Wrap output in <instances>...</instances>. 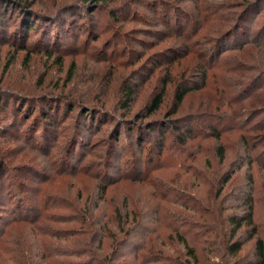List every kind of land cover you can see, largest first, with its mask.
<instances>
[{"label": "rangeland", "instance_id": "rangeland-1", "mask_svg": "<svg viewBox=\"0 0 264 264\" xmlns=\"http://www.w3.org/2000/svg\"><path fill=\"white\" fill-rule=\"evenodd\" d=\"M35 1L36 9L48 12H56L63 8L67 10L72 3H79L78 8L74 9L76 11L71 8L73 12L60 13L58 23L55 26V29L58 28L60 32H63L64 28L61 24L63 20L67 23L66 33L61 37L62 46L66 47L67 45L72 48L73 53L66 54L65 64L60 70L58 67L51 66L55 65L53 60L48 62V59L43 54H35L33 56L34 60L30 64H25V61H23L25 52H21L16 63L10 67L12 65H9L10 60L15 56L17 50L11 47L12 45L10 46L9 43H6L5 40H1L0 86L10 88L8 87L10 84L6 85V83H12L17 88L24 87L31 90V92H38L46 89L49 85L50 90L57 92L71 90L76 97L75 99L78 100H88L92 96H101L91 90V88L95 86L99 90L100 86H105L108 93L105 97L101 96V98L109 103L106 106V110L109 112L98 113L97 124L93 126L92 130L89 131L91 134L85 139L86 146L83 147L82 143L76 156L74 157L73 155L69 163H66V160H68L66 151L70 146L69 141L73 136L75 124L74 115L68 114L69 106L72 104L66 106L64 103H58L60 109H57L59 111L56 114L61 113L55 124L56 127H54L57 133L49 136V139H46L48 134L44 136L42 140L43 149L35 146L34 139H26L19 134L9 119L0 126V132L7 127L10 128L5 136H0V158L6 159L2 154H7L8 158L7 167L3 171L4 173L0 175V179H2L0 184V203H2V206H0V232L6 229V233L2 238L4 240L3 244H1L3 246L0 248V256L3 251L11 249L14 251L17 264L26 261L27 255H31L37 262L41 259L42 263H44V255H41L52 253L49 246H47L48 244H54V247L61 246L58 250L65 249L70 255L81 253L91 246L88 242L91 235L98 240L107 235L109 233L106 231L107 222H111V220L113 222L114 220L110 228L112 236L116 237L117 241L128 239L127 231H131L134 228L130 232L131 238L128 240L127 247L123 250L125 254L128 253V257L132 258L127 259L128 261L131 262L133 260L139 244L145 240L150 248L149 253L156 256L149 260V264H179L180 259L191 264L185 257L186 250L182 246L171 245L167 238L162 240L169 245V249L166 252L164 247H161V243L156 247L155 243H152L155 236L153 234L148 235V229H150V233L158 229L157 234L169 236L172 230L168 227L179 226L180 222L185 219V215L191 217V219L190 217L186 218L192 223L202 222L199 220L198 215L184 210L182 206L174 203H189V206L193 207L194 203H197L196 200H198L200 194L203 197L208 195V200H210L208 203H213L222 189V178L227 169L238 158L247 156L241 140L243 133L241 131L224 133L219 141L215 138H199L191 141L189 142V148L192 154L182 151L183 149L175 141L169 142L170 144L168 143V148L162 157L144 158L149 149L143 146V149L139 150L138 146L130 138L124 136V130L129 128L125 126L122 129L125 121L123 120L125 119V112L118 103L119 90L123 86L121 84L126 79L133 77L136 73L134 69L142 62H138L134 67L127 69L120 68L118 70V78L111 84L110 91L107 89L110 80L108 77L115 69H111L109 67L111 64L105 63L104 60L107 55L114 53L112 51L116 41L115 34L118 31L123 33L127 31L128 34H131L132 40H129L128 43L134 50H144L140 41L148 42L151 40L153 45H155L162 40V37L155 39L146 32L156 30L154 28L155 19L149 12L152 9H147L144 4L138 5L136 1L133 6L129 5L128 13L125 15L127 22L123 20V15L119 14L120 20H123L121 22L109 16L108 11L105 9L121 5L114 0L109 4L103 3L104 8L101 5L100 8H96L97 10L94 9L93 18L88 17L81 20V13L86 7L84 0ZM166 1L170 0H165V3H168ZM239 1L241 0H208L206 3L218 10V14H215L216 16L220 14V17H223L233 14L235 12L234 7ZM175 3H177L174 5L175 7L180 5L186 9V7L192 6L190 10L195 14L198 12L196 4L192 2ZM160 9L163 13L168 10L164 5ZM135 10L147 15L145 22H141L136 18L137 12ZM121 11L124 13V9ZM129 11H131V15ZM178 13L181 17H184L180 12ZM263 20L264 2L255 11V14L247 18L243 25V30L252 29L257 31ZM220 23L221 20L211 22V29L212 26L215 27L214 30L219 29L221 27V25L219 26ZM159 29H163V27ZM207 29L200 31L196 37V39H199V44L204 45L210 41L211 37L204 39L205 36L210 34V30L207 31ZM31 35L30 41L33 45V41L37 36L34 33ZM96 39L98 40L96 41ZM236 42L237 39H229L226 42V46L223 45L222 48L220 47L221 49L218 48L214 51L218 55L219 65H227L228 68L232 69L243 60L249 64L247 67L258 64L259 58L247 53H243L244 58L240 56L242 52L238 53L236 51H231L230 54L224 52L219 55L220 51L230 49ZM147 55H150V53ZM162 57H164L163 59H168L173 56L166 54V56ZM95 61L101 62L97 64ZM72 62L77 64V76L75 78L77 80L67 84L65 81L66 73ZM246 69L247 76L253 75L248 68ZM144 71V74L137 78L138 81H141L148 74V72ZM216 71V69L211 71L210 81L214 83L213 89L191 93L186 98L181 111L169 119L183 117L193 120L189 115L201 113L209 103L217 101L216 96H223L226 100L227 96L224 95L223 89H220L222 85L230 87L228 99H231L230 103H232L237 94V88L245 81L242 77L243 74L238 72L233 77H230V73L221 76L218 71L216 76ZM47 74H49V77L45 80V84L38 86ZM174 74L186 76L185 67L181 65L174 71ZM102 81L105 82L102 84ZM153 85L149 83L145 86L138 106L144 103ZM263 85L264 80L257 91L262 94L264 99V89H260ZM116 88H118L117 91H115ZM172 96L173 93L170 92L165 106L155 118L166 120L168 114L172 113ZM97 105L101 107V104ZM229 106L231 109H241L242 105ZM0 115L2 114L0 113ZM212 119L209 118V120L204 122L202 128L208 130L207 127L211 124L210 121ZM147 121L144 120L145 123ZM118 127H121L120 133H122L119 141L113 136ZM27 128V126H22L18 130L24 132ZM10 130L14 131V135H19L13 138L11 136L13 133ZM244 133L251 145H259L258 150L253 154L260 155L256 157L260 163H264V155L261 156V152L264 150V147L262 148L261 146L264 145V138L259 136L263 132ZM29 135L32 136V134ZM35 137L37 138V136ZM172 138L175 139V137ZM44 140L46 143H44ZM118 142L119 144L117 145ZM219 145L225 148V160L223 162L220 161L217 153ZM112 151L114 155L110 156ZM198 152H203V155L189 160L190 155L194 156ZM151 158L153 159L151 160ZM164 164L168 165L163 166ZM77 171H81L82 174L76 175ZM249 175L252 176L254 181V222L258 226L259 237L264 239V170L258 163L254 162L251 166H245L234 176L231 183L224 187L221 197L231 193L230 200H228L229 204L227 205L230 208L225 212V215L238 214L239 216L243 214V208L237 207L243 201L238 200V198L243 186L247 183ZM115 181L117 182L113 185L112 182ZM107 183L112 184L106 187L105 184ZM104 187H106V191L103 189ZM21 191H23V196L20 193ZM163 197L165 198L163 199ZM18 203H21V208H18ZM215 203L218 202L215 201ZM204 206L205 208L201 210L204 212H212L218 208L210 204ZM22 210L24 213L20 212ZM94 212L99 217L97 219L94 218L92 221L91 215ZM164 213H167V215H164ZM23 214H25L26 222L19 224V217ZM116 218H123V220L119 223ZM126 220H129L130 224L122 226V223H125ZM94 221L100 223V225L89 226V222ZM140 221L142 226H138ZM225 227L226 225L221 222L216 234H210L207 237L208 239L210 238L209 240L202 238L196 244L198 246L195 248H197L201 260H207L210 264H226L229 260H234L223 257L227 253L224 247L226 242L228 243V236L226 237L220 231H224ZM244 231L246 229L239 234V237L245 236ZM255 240L250 242L240 252V257L251 258ZM10 241L12 243L9 246L8 243ZM108 242L109 240H106L104 243ZM206 243L209 244L205 245ZM114 247L115 245L112 249ZM161 248L163 249L162 252L160 251ZM108 251L106 245L104 253L101 252L100 254H105ZM62 259L66 264H74L73 262L79 261V259L73 257H63ZM83 259L81 258V260ZM124 259L120 258L116 264L119 261H124Z\"/></svg>", "mask_w": 264, "mask_h": 264}, {"label": "trees", "instance_id": "trees-1", "mask_svg": "<svg viewBox=\"0 0 264 264\" xmlns=\"http://www.w3.org/2000/svg\"><path fill=\"white\" fill-rule=\"evenodd\" d=\"M113 1L114 0H84L83 2H85L86 7L81 13V20L87 19L88 17L93 18V12L100 8L103 3L109 4ZM136 1L138 5L144 4L147 9H152L149 12L155 19L154 28L156 30L146 32L150 37L155 39L162 37V40L155 45H153L151 40L148 42L140 41L144 50H134L128 43L129 40H132L131 34H128L127 31L125 33L118 31L115 34L116 41L112 51L114 53L112 55H107L104 60L105 63L111 64L109 65L111 69H115L116 71L112 72L108 77L110 80L107 89L110 91L111 89L109 88L111 84L118 78V70L120 68L123 67L127 69L129 67H134L138 62H142L134 69L136 73L133 77L126 79L125 82L121 84L123 86L119 90L120 96L118 98V103L125 112V119H123L125 121L122 125V129L125 128V126L129 128L128 130H124V136L130 138L134 144L138 146L137 148L139 150H142L143 146L147 147L149 150L144 158H150L162 157L168 148L167 145L169 142L175 141V143L183 149L182 151H187L192 154L189 148V142L191 141L199 138H215L219 141L224 133L241 131V133H243L241 140L244 145L245 153L247 152L246 157L238 158L229 169H227L222 178V189L213 203H208L210 201L208 200V195L203 197L201 194L193 207H190L189 203H174L182 206L184 210L191 211L198 215L199 220L202 221L201 223H192L186 218L190 216L185 215L183 212L185 219L180 222L179 226L174 225V227H168L172 230L169 236L157 234L158 229L153 230L152 233H150L151 231L148 229V235L153 234L155 239L152 240V243H155L156 247L161 243V247H164L165 252L169 249V245L162 240L167 238L171 245L182 246L186 250L185 257L191 264H210L207 260H201V256L195 247L198 246L196 244H198L202 238L209 240L210 238L208 239L207 237L210 234H216L217 228H219L222 222L226 227L224 231L221 230L220 232H223L226 237L228 236V243L226 242L224 247L227 253L223 257L234 259L233 261L229 260L226 264H264V239L259 237L260 232L258 226L254 222V181L252 176H248L247 183L243 186L238 198V200L243 201L241 205L237 206L243 208V214L239 216L238 214L230 216L225 215V212L230 208L227 207V205L229 204L228 200H230L231 193L221 197L224 187L230 184L234 176L245 166H251L256 162L264 170V163H260L256 157L260 155L253 154L258 150L259 145H251L244 133L259 131L263 132L259 136L264 138V99L262 94L257 91L261 82L264 80V20L257 31L252 29L248 31L243 30V25L247 18L255 14V11L263 4L264 0H241L236 3L234 7V15L231 13L223 17H220V14L217 16L215 15L218 14V10L209 6L206 3L208 0H170L166 1L168 3H165V0H119L118 2L115 0L116 3H120L121 5L105 9L108 11V15L113 19L119 21L121 18L119 14H122L123 20L126 21L127 17L125 15L128 13L127 10H129V5L133 6L136 4ZM175 2H192L196 4L198 12L196 14L192 12L190 10L192 6L189 8L186 7V9L180 5L179 7H175L174 5L177 4ZM35 3V0H0V41L5 40L6 43H9L10 46L12 45L11 47L17 50L15 56L10 60L9 65L12 64L10 67L16 63L21 52H25V57L23 59L25 64H30L34 60L33 56L35 54H43L44 57L48 59V62L53 60V64L55 65L51 66L55 68L58 67L60 70L65 64V58H67L66 54H72L73 49L69 48L67 45L66 47L62 46L63 41L61 37L66 33L67 23L63 20L61 24L64 28V33L60 32L58 28L55 29V26L58 23L60 13L73 12L71 8H73L72 10L78 8L79 3L74 2L69 9L65 10L63 8L56 12L36 9ZM163 5L168 8L164 13L160 9ZM123 9L124 13L121 11ZM135 11L137 12L135 15L136 18L141 22H145L147 15L138 10ZM130 12L131 11H129V14L131 15ZM178 12L184 15V17H181ZM86 13L87 15H85ZM123 20L121 19L120 21L123 22ZM216 20H221L219 24L221 27L214 30L215 27L212 26L211 29V22ZM162 27L163 29H159ZM206 28H208L207 31L210 30V34L205 36L204 39H208L209 37H211V39L209 42L202 45L198 43L199 39H196V37L199 35L200 31ZM33 33L36 34L37 37L32 45L30 38H32L31 34ZM232 38L237 39V42L230 49L220 51L219 55H222L224 52L230 54L231 51H236L238 53L242 52L240 56L244 58L243 53H247L258 57V64L247 67L249 64L245 63V60H243L237 63L236 67L232 69L228 68L227 65H219L218 55H216L214 51L220 47L222 48L223 45L226 46V42ZM98 39H96V41ZM149 53L150 55H147ZM166 54H170V56L173 57L163 59L164 57L162 56H166ZM98 61H95V63L100 64L101 61ZM181 65L186 69V76L174 74V71ZM246 68H248L253 75L247 76L245 71L247 70ZM76 69L77 64L72 62L66 73L65 81L67 84L77 80L75 79L77 76ZM214 69L217 70L215 73L216 76L218 71L221 76L227 73L231 74L230 77L236 76L238 72L243 74L242 77L245 81L243 82L241 80L243 83L237 88V94L232 103H230L231 99H228L230 87L222 85L220 89H223L224 95L227 96L226 100L223 96H216L217 101L209 103L206 109L201 111V113L189 115L193 120L183 117L169 119L181 111L186 98L191 93L213 89L214 83L210 81V77L211 71ZM143 71L148 72V74L141 79V81H138L137 78L144 74ZM48 77L49 74L45 75L44 80L38 86H43ZM104 82L105 81H102V84ZM149 83L154 85L151 87L144 103L138 106L143 89ZM6 85H9L8 87L10 88L0 86V113L2 114L0 115V126L9 119L19 134L26 139H34L33 142L35 146L40 149L44 148L42 144L44 136L48 134L46 139H49V136H53L57 133L54 127H56L55 124L61 113L59 112L56 114V112L59 111L57 109H60L58 103H64L66 106L72 104L69 106L68 114L74 115L75 124L72 133L73 136L69 141L70 146L66 151L68 153V160H66V163H69L73 155L74 157L76 156L82 143L83 147L86 146L85 139L91 134L89 131L92 130L93 126L97 124L96 119L98 118V113L109 112L106 110V106L109 103L101 98V96L105 97L108 93L105 86L99 85L101 87L99 90L95 86L91 88V90H94L101 96H92L88 100H78L75 99L76 97L71 90L57 92L50 90L49 85L46 89L38 92H31V90L24 87L17 88V86L12 83H6ZM117 89L118 88H116L115 91H117ZM260 89H264V85ZM170 92L173 93L172 113L168 114L166 120L155 118L165 106ZM97 104H101V107ZM228 104L232 106H242L241 109H231ZM209 118L213 119L210 121L211 124L207 127L208 130H205L202 128V125L209 120ZM144 120H148L147 123H145ZM22 126H27V130L24 132L19 131L18 128ZM9 129V127L5 130L3 129V131L0 132V136H5ZM120 130L121 127L116 128L115 135H113L117 141L120 140L122 135ZM10 132L13 133L11 135L13 138L19 135H14L15 133L13 130H10ZM29 134H32V136ZM35 136H37V138ZM172 137H175V139ZM44 143H46L45 140ZM118 144L119 142L117 145ZM48 145L46 146L48 147ZM261 146L262 148L264 147V145ZM202 153L203 152H198L194 156L190 155L191 157L189 160L194 157H201L203 155ZM217 153L220 161L223 162L225 160V148L222 145L218 146ZM142 154L141 152V156ZM2 155L7 160L0 158V175L4 173L3 171L8 164L7 154ZM113 155L114 152L112 151L110 156ZM262 155H264V150L261 152V156ZM152 159L153 158H151V160ZM157 164L159 166V162ZM167 165L168 164H164L163 166ZM77 174H82V172L77 171L76 175ZM1 182L2 179H0V184ZM116 182L117 181L112 182L113 185ZM112 183H107L105 186L109 187ZM106 187L103 188L105 191ZM22 192L23 191L20 192L21 195L23 194ZM164 198L165 197H163V199ZM215 201L218 203H215ZM207 204L217 206L218 208L212 212L201 211L205 208L204 205ZM18 205V208H21V203H18ZM0 206H2V203H0ZM20 212L24 213L23 210ZM164 215H167V213H164ZM98 217L95 212L91 215L92 221L94 218L97 219ZM116 219L119 220V223L123 220V218ZM25 220V214H23L19 217L18 223L24 224L26 222ZM113 222L112 220L111 222H107L106 231L109 233L99 240L94 239V236L91 235L88 241L91 246L89 245L90 247L81 253L70 255L65 249L58 250L61 246L54 247V244L49 245L47 243L52 253L43 252L44 254L41 256L44 255V263H42L41 259L37 262L31 255H27L26 261L19 262L18 264H66L62 259L63 257L79 259L78 262H73L74 264H116L120 258L125 259L124 261H119L118 264H149V260L156 257L149 253L150 248L144 240L139 244V248L137 247L138 251L134 255L133 260L131 262L128 261L127 259L132 258L128 257V253L125 254L123 250L127 247L128 240L131 238L130 232L134 228L131 231H127L126 235H129L128 239L117 241L116 237H113L111 233L110 226ZM141 223V221L138 222V226H142ZM125 224H130V221L126 220L125 223H122V226H125ZM95 225H100V223L95 221L89 222V226L92 227ZM245 229V236L239 237V234ZM145 232H147V230H145ZM5 233L6 229L0 232V248L3 246L1 244H3L4 239L2 240V238ZM255 238L257 239L255 240ZM103 240H109V242L104 243L105 241L103 242ZM254 240L251 258L245 259V257H240V252ZM11 243L12 241H10L8 245L10 246ZM207 244L209 243L205 245ZM106 245L109 251L105 254H100L101 252L104 253ZM114 245L115 247L112 249ZM162 248L160 249L161 252L163 251ZM13 252L14 251L11 249L3 251L0 256V264H17ZM81 258L84 259L81 260ZM179 264L190 263L180 259Z\"/></svg>", "mask_w": 264, "mask_h": 264}]
</instances>
